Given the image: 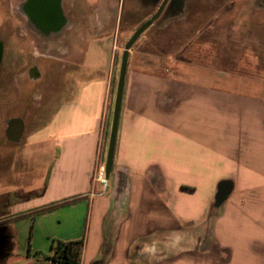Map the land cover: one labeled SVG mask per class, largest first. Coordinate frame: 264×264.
<instances>
[{"label":"crops","instance_id":"crops-1","mask_svg":"<svg viewBox=\"0 0 264 264\" xmlns=\"http://www.w3.org/2000/svg\"><path fill=\"white\" fill-rule=\"evenodd\" d=\"M195 2L202 9L195 21L182 15L187 3L146 32L153 26L169 30L176 22L196 25L195 56L200 61L177 60L169 51L155 54L139 49L144 34L130 51L114 166L107 184L97 180V171L106 165L112 92L122 60L118 40L126 38L121 24L131 8H73L74 26L50 51L34 53L47 62L51 73H61L64 84L45 106L50 118L45 119L43 112L35 128H28L26 117L0 109V142L18 147V153L10 156L9 169L26 174L23 153L31 143L36 145L35 168L25 181L3 179L0 236L8 247L2 264L41 262L32 256L36 251L32 244L27 254L17 251L10 228L17 219L10 217L76 196L82 197L58 208L70 210L73 222L65 232L49 238L83 239L81 264H264V85L236 81L232 66L238 61L230 52L241 43L245 59L254 55L253 46L264 49V0H214L210 6L205 0ZM206 7L213 9V15L205 19ZM208 34L212 37L209 53V40H204ZM111 41L107 51L103 45ZM15 55H10L4 70L0 99L20 90L21 81H30V65L20 81L15 77L21 72L13 66ZM191 55L188 50L184 57ZM210 55L211 65L205 63ZM225 62L230 67L223 69ZM243 63L250 65V60ZM44 71L39 66L35 84L43 80ZM248 87L256 89L253 96L232 90ZM30 88L39 91L37 85ZM16 124L23 127L19 140L12 133ZM6 166L0 148V172L6 173ZM40 169H44L42 177ZM223 181L231 182L233 190L218 207L215 198ZM214 210L215 218L207 227ZM205 226L211 232L206 243L209 251L203 250L202 239L165 240L188 231L202 234Z\"/></svg>","mask_w":264,"mask_h":264},{"label":"rangeland","instance_id":"rangeland-1","mask_svg":"<svg viewBox=\"0 0 264 264\" xmlns=\"http://www.w3.org/2000/svg\"><path fill=\"white\" fill-rule=\"evenodd\" d=\"M190 1L187 4V8L185 14V18H187L189 21H195L194 19L198 15V12H200L202 9L198 8L196 6L195 0H188ZM206 2L208 1V5H211V2L214 0H205ZM226 0H220V2H224ZM84 9V8H81ZM3 8L0 7V16H2V11ZM157 9H155L156 11ZM203 16L204 18L211 17L213 15V9L211 7H206L205 10L203 11ZM74 17L76 13L73 14ZM152 15H154L152 9H141L140 11L137 12V9L131 8L130 11L128 9L127 14L125 13L122 19V24H121V30H126V38L124 39L119 38L118 40V47L120 48L119 53L120 58H122V53L124 52V47L128 40L130 39V36L133 35L134 31L142 25L147 19L151 18ZM201 15V14H200ZM264 17V15H262ZM76 19V18H75ZM74 19V20H75ZM77 20V19H76ZM84 18H82V21ZM138 20L141 21L140 24H138ZM159 23V22H157ZM85 25V24H83ZM14 32V30H12ZM84 31V29L82 30ZM195 32H196V25L192 24H187L186 26H182L179 22H176L171 26L169 30H163L159 29L158 26H153L148 32H145L142 38L141 44H139L136 47H139V49H150L153 51L155 54H163V52H171L173 56L177 58V60H186L191 63H195V61H200L201 58L198 56H195L196 53V47H197V40L195 38ZM121 35V34H120ZM121 37V36H120ZM129 38V39H128ZM192 38V41L190 42L189 46L182 48L186 45L187 40H190ZM211 34L205 35L204 40H209V49L207 50L211 52ZM201 41V40H200ZM46 43V42H45ZM10 44L12 45L13 48L19 47L21 49L22 53H16V55L13 57L14 59H17L18 57L21 58V62L16 66L17 69H21L19 73L15 77H17L18 81H20L19 76L22 73L24 74V71L27 69V65H32L34 63L39 64L40 68L44 71V78L42 81H39L37 84L35 82L31 81H21V88L20 90L26 92L28 89V96L29 97H21V95L18 93V90H15V93H12L10 96L6 98H1L0 99V109L3 111H6L11 116H22L26 117L28 120H26L27 126L30 129V127L35 128L37 125L36 123V118L40 117L43 112L46 111V117L45 119H49L51 116V113L48 111V106L47 104L51 101L52 96L54 97V91L57 89L58 86H62L64 84V79L61 77V73L59 72L53 74L50 72V68H48V64L45 60H39L35 59L34 55L39 53H42L43 51L40 49L39 46L36 45L35 40H32L31 37L25 36L22 39L17 40L15 37H11L10 39ZM199 45V43H198ZM226 45V43H225ZM170 46V48H169ZM103 47L108 51H110V48L112 47V41L109 43V45L106 43L103 45ZM200 47V46H199ZM237 48L232 47L230 52L234 55V59H236L238 62L235 64V75L234 79L236 81L239 80H253V81H261V83L264 85V49L262 48L261 50L259 48H255L254 46L252 47L251 51L254 54L252 58H245L244 59V48L242 47L241 43L237 44ZM201 48V47H200ZM44 50V49H43ZM189 52L192 53L191 56L184 57L186 53ZM206 51V49H205ZM226 53L228 52L225 50ZM35 53V54H34ZM21 55V56H20ZM211 55L207 57V61L205 63L211 62ZM225 59H227V55L224 56ZM232 58V57H231ZM250 60V65H245L243 62L246 60L247 62ZM19 60V59H18ZM227 61V60H226ZM17 63V62H16ZM228 63L225 62L224 65L221 66V68L226 69L227 67H230V65H226ZM245 65V66H244ZM229 73H233L232 71L229 70ZM205 76L208 74V72L203 73ZM119 75V72H118ZM210 75V74H208ZM212 76H215L212 74ZM207 77V76H206ZM232 78V79H233ZM26 80V78L24 79ZM118 81V80H117ZM4 85V70L2 69L1 72V82H0V90L3 89ZM37 85V88L39 91L35 90L34 88H30V86H35ZM116 88H117V83L114 86L113 92H112V105L110 108V118H109V126L107 128V134H106V139H105V146H106V155H107V149H108V144H109V136H110V129H111V121H112V115H113V108H114V101H115V95H116ZM232 90L235 91H242V94L245 95H252L255 94L256 89L255 88H245V89H238V88H233ZM24 94V93H23ZM38 97V99H37ZM66 98V97H64ZM51 105V104H50ZM50 107V106H49ZM51 108V107H50ZM46 109V110H45ZM35 147L33 143H31L28 147V151H25L23 153V158L26 159L27 163H24L26 165L27 173L30 174V170L32 168H35L34 162L35 159L34 157L36 156L35 154ZM0 148L2 150V155H3V161L7 165L6 166V173L0 172V192L5 189L4 187V176L8 180H18V178L24 180L26 179V174L22 173L19 174V171H16L15 169H9V164H10V156L13 151L18 153V147L17 146H12L9 142L3 143L0 142ZM105 155V156H106ZM22 158V160H24ZM106 158V157H105ZM31 159V160H30ZM35 170V169H34ZM25 167H24V170ZM44 173V169H40V177H42ZM5 178V179H6ZM41 178L38 177L37 180H40ZM25 181V180H24ZM14 187V186H13ZM12 187V188H13ZM8 188V185H7ZM11 190V189H10ZM63 209V208H60ZM65 209V208H64ZM70 210H64L59 212L58 211H51L47 216H43L40 218L37 216L36 218L28 217V218H23V219H17L15 220L11 225L10 228L12 229L13 232V237L14 241L17 244V251H23L24 253L27 254L29 252L30 244L36 249V251L32 252V256L35 257L36 259H42L46 256H51L53 251H52V246L56 241H52L49 236L51 234H58L61 232H65V229L68 227L69 224H71L74 220V214L72 212H69ZM216 210H214L213 215H210L207 224H209L207 227H210V224L212 223V220L215 218ZM205 226V229L203 230L202 234L200 232L196 233L194 231L190 232H182L178 234H173L165 240L168 242L175 243L176 240H186L188 242L196 239H202L205 241V247L203 250L209 251V247L206 246V243L208 240L210 241L211 239V232L210 228L208 229ZM201 235V236H199ZM52 236V235H51ZM169 245V243H168ZM189 245V244H188ZM1 264V261H0Z\"/></svg>","mask_w":264,"mask_h":264},{"label":"flooded vegetation","instance_id":"flooded-vegetation-1","mask_svg":"<svg viewBox=\"0 0 264 264\" xmlns=\"http://www.w3.org/2000/svg\"><path fill=\"white\" fill-rule=\"evenodd\" d=\"M189 2L188 0H0V7L3 8V14L0 16V82L2 69L5 70L9 66L10 55L22 53L19 47H12L10 44L11 37L19 40L29 35L42 51H50L53 43L74 26V13L71 10L73 8L89 7L90 5H110L125 9L134 7L157 8L152 17L162 9L156 20L158 21L169 18L176 8ZM34 57L37 61L41 59V57ZM21 58H13L15 68L19 66L17 64L19 61L21 62ZM39 76V65L36 63L30 65L28 69L29 80L35 82ZM18 91L21 97L27 95V92ZM17 128V124L14 125L12 133ZM0 238L3 239V250L0 252L2 255L8 247V242L3 236Z\"/></svg>","mask_w":264,"mask_h":264},{"label":"water","instance_id":"water-1","mask_svg":"<svg viewBox=\"0 0 264 264\" xmlns=\"http://www.w3.org/2000/svg\"><path fill=\"white\" fill-rule=\"evenodd\" d=\"M162 9L151 19L146 21L143 25H141L137 31L132 35V37L128 40L124 47V52L122 55L120 70H119V77L114 101V108H113V115L111 121V129H110V136H109V144L107 149V156H106V180L108 181L111 177L113 166H114V159L117 147V139H118V131H119V124H120V117L123 105V98H124V91H125V83H126V76L128 71V64H129V56L130 51L135 45V43L139 40V38L153 25V23L157 20L160 16ZM22 126L18 127L16 131L13 133L15 140H19L22 132ZM233 190V185L231 182L223 181L218 186V192L216 194V205L220 207L231 195ZM3 249V239L0 238V252Z\"/></svg>","mask_w":264,"mask_h":264},{"label":"trees","instance_id":"trees-1","mask_svg":"<svg viewBox=\"0 0 264 264\" xmlns=\"http://www.w3.org/2000/svg\"><path fill=\"white\" fill-rule=\"evenodd\" d=\"M81 197L82 196H76L49 205H45L30 212L12 216L8 220L25 218L27 216L35 218L39 214L51 212L63 206L73 204L77 202ZM84 244L85 243L83 239L69 242L57 241L52 246V255L42 258L39 264H81ZM6 256V253L0 255L1 264L3 263Z\"/></svg>","mask_w":264,"mask_h":264},{"label":"built area","instance_id":"built-area-1","mask_svg":"<svg viewBox=\"0 0 264 264\" xmlns=\"http://www.w3.org/2000/svg\"><path fill=\"white\" fill-rule=\"evenodd\" d=\"M97 180L103 184H107L108 181L106 180V169L105 165L101 166L97 171ZM51 263V262H50Z\"/></svg>","mask_w":264,"mask_h":264}]
</instances>
